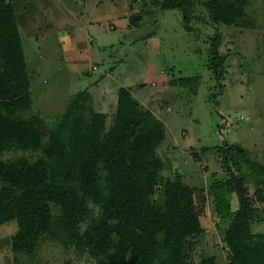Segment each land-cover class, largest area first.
Returning <instances> with one entry per match:
<instances>
[{"label":"trees","instance_id":"obj_1","mask_svg":"<svg viewBox=\"0 0 264 264\" xmlns=\"http://www.w3.org/2000/svg\"><path fill=\"white\" fill-rule=\"evenodd\" d=\"M149 3L157 11H180L191 31L195 0H143L131 22L155 15ZM247 6V0L204 1L213 23L254 28ZM15 9L0 0V227L18 224L10 238L15 264H24L22 257L35 262L46 240L87 254L96 264H189V240L205 233L208 193L180 179H164L169 165L158 155L166 139L164 124L125 87L117 91L109 127L107 114L94 109L87 89L70 96L66 112L51 123L30 113L34 102ZM221 42L220 34L211 41L209 64L218 81L224 79L226 59L219 53ZM187 81L173 84L187 87ZM11 151L23 154L2 159ZM225 154L224 170L229 173L233 155L239 156L258 179L262 188L256 194L264 203V165L237 147ZM237 180L244 194L243 180ZM228 189L237 193L230 173L227 183L211 186L224 224L227 264H264V235L252 230L264 217L245 195L233 211L222 193ZM200 264L217 260L211 256Z\"/></svg>","mask_w":264,"mask_h":264},{"label":"rangeland","instance_id":"obj_2","mask_svg":"<svg viewBox=\"0 0 264 264\" xmlns=\"http://www.w3.org/2000/svg\"><path fill=\"white\" fill-rule=\"evenodd\" d=\"M7 1L16 8L28 63L30 113L51 123L66 112L70 96L87 89L94 109L107 114L109 127L118 89H130L165 126L166 139L158 151L169 165L164 179H180L208 193L205 233L189 240V264L211 256L217 264H227L224 224L216 215L211 186L229 180L230 172L222 167L225 149L237 147L264 165V0H247V20L254 28L215 24L205 0H195L189 32L180 11H157L150 3L155 15L148 11L142 21L131 22L140 15L143 0ZM217 34L222 39L219 53L226 58L222 81L209 69ZM183 79L187 87L173 84ZM22 154L11 151L2 159ZM232 158L229 166L243 180L245 197L264 217L258 179L239 156ZM222 193L233 211L240 208L236 192ZM17 230L16 221L0 227V264H15L10 238ZM252 230L264 235V219L256 220ZM22 258L24 264H96L87 254L51 240L41 244L35 262Z\"/></svg>","mask_w":264,"mask_h":264},{"label":"water","instance_id":"obj_3","mask_svg":"<svg viewBox=\"0 0 264 264\" xmlns=\"http://www.w3.org/2000/svg\"><path fill=\"white\" fill-rule=\"evenodd\" d=\"M228 169H229L230 174H231V176H232V178H233V180L235 182V185H236V188H237V193H238L240 199L241 200H244V194L242 192L241 186H240V184H239V182H238V180H237L234 172L229 167H228Z\"/></svg>","mask_w":264,"mask_h":264},{"label":"crops","instance_id":"obj_4","mask_svg":"<svg viewBox=\"0 0 264 264\" xmlns=\"http://www.w3.org/2000/svg\"><path fill=\"white\" fill-rule=\"evenodd\" d=\"M116 103H117V102H116V99H115V106H116ZM100 112H103V111H100ZM103 113H104V112H103Z\"/></svg>","mask_w":264,"mask_h":264}]
</instances>
